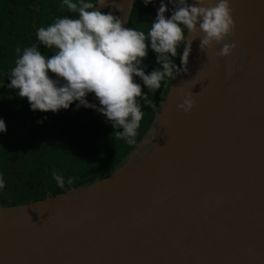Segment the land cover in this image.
<instances>
[{
	"label": "water",
	"instance_id": "1",
	"mask_svg": "<svg viewBox=\"0 0 264 264\" xmlns=\"http://www.w3.org/2000/svg\"><path fill=\"white\" fill-rule=\"evenodd\" d=\"M107 3L128 28V0ZM229 5L236 47L220 56L189 34L186 71L117 166L0 207V264H264V0Z\"/></svg>",
	"mask_w": 264,
	"mask_h": 264
},
{
	"label": "clouds",
	"instance_id": "2",
	"mask_svg": "<svg viewBox=\"0 0 264 264\" xmlns=\"http://www.w3.org/2000/svg\"><path fill=\"white\" fill-rule=\"evenodd\" d=\"M148 6L153 0H141ZM159 0L156 14L147 31L122 26L121 19L108 12H101L105 0H61V6L76 16L54 19L46 27L35 31L36 43L18 53L14 66L9 70L7 87L19 98H26L32 111L55 114L68 109L73 101L76 108L94 109L110 123L118 138L131 145L135 143L137 129L143 117L141 105L158 108L149 93L156 92L168 80H174L182 71L191 50L189 34L199 37V48L203 51L212 45H220V56L229 55L236 47L231 39L234 21L229 0ZM134 0H128L127 13L133 8ZM115 5L117 12L122 8L116 0H108L106 7ZM171 5V7H169ZM170 13L165 15V13ZM180 66L174 63L178 45ZM38 45L52 50L45 56ZM151 51L157 66L145 73L144 58ZM133 77L138 78L136 82ZM146 89L144 92L141 88ZM93 94L98 101L85 99ZM182 102L177 105L187 113L193 100L182 90L178 91ZM41 121H37L40 123ZM6 131L5 121L0 118V133ZM57 187L64 188L65 181L52 170ZM69 177L67 184L71 185ZM4 180L0 178V190Z\"/></svg>",
	"mask_w": 264,
	"mask_h": 264
},
{
	"label": "trees",
	"instance_id": "3",
	"mask_svg": "<svg viewBox=\"0 0 264 264\" xmlns=\"http://www.w3.org/2000/svg\"><path fill=\"white\" fill-rule=\"evenodd\" d=\"M158 6L159 0H153L148 6L138 0L128 27L146 32ZM169 14L165 13L166 16ZM63 16L74 18L76 13H69L62 7L61 0H0V118L6 125V131L0 133V178L4 180V188L0 190V207L64 194L71 188L103 176L135 147L157 113L141 105L143 117L135 143L129 145L116 136L118 130H114L94 109L83 106L77 109V102L73 101L68 109H60L55 114L51 111H32L26 98L17 97L14 90L7 87L9 70L18 56L16 49L23 50L36 43V29L46 27ZM180 47L178 45L179 53L174 58L177 66L182 51ZM38 50L46 57L52 55V50L43 46L38 45ZM143 64L147 65L146 74L153 66L158 67L151 51ZM133 79L139 82L138 78ZM164 85L149 93L158 111L167 92ZM141 90L147 91L143 86ZM85 99L99 106L93 94H87ZM38 120L41 122L37 123ZM52 170L65 181L64 188L57 187ZM69 177L72 178L71 185L67 184Z\"/></svg>",
	"mask_w": 264,
	"mask_h": 264
},
{
	"label": "flooded vegetation",
	"instance_id": "4",
	"mask_svg": "<svg viewBox=\"0 0 264 264\" xmlns=\"http://www.w3.org/2000/svg\"><path fill=\"white\" fill-rule=\"evenodd\" d=\"M137 1H138V0H137ZM137 1H136V2H137ZM134 7H135V5H134ZM134 7H133V8H134ZM153 7H154V6H152V8H153ZM180 46H182V44H181ZM177 53H179V50H178V49H177ZM179 63H180V60H179ZM169 80H170V79H169ZM169 80H168L167 84L164 85V87H165L167 90H168V88H169V86H170V83L172 82V81L170 82Z\"/></svg>",
	"mask_w": 264,
	"mask_h": 264
}]
</instances>
